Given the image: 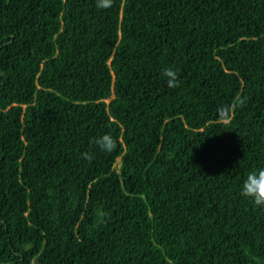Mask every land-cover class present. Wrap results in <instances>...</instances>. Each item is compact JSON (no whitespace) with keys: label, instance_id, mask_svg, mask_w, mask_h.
Listing matches in <instances>:
<instances>
[{"label":"trees","instance_id":"1","mask_svg":"<svg viewBox=\"0 0 264 264\" xmlns=\"http://www.w3.org/2000/svg\"><path fill=\"white\" fill-rule=\"evenodd\" d=\"M259 169L264 0H0V264H264Z\"/></svg>","mask_w":264,"mask_h":264},{"label":"clouds","instance_id":"2","mask_svg":"<svg viewBox=\"0 0 264 264\" xmlns=\"http://www.w3.org/2000/svg\"><path fill=\"white\" fill-rule=\"evenodd\" d=\"M113 0H96V6L100 9H107L111 7ZM163 76L166 78V84L169 88H176L179 86V73L169 67L164 69ZM96 145L104 153L111 152L116 147V141L111 134H103L95 140ZM85 160L91 161L94 156L90 152L82 154ZM241 195L248 198L252 203L264 210V169H259L250 172L245 178L241 186Z\"/></svg>","mask_w":264,"mask_h":264}]
</instances>
